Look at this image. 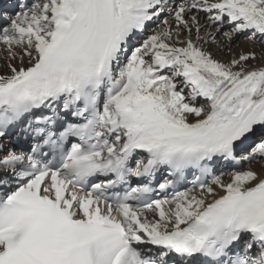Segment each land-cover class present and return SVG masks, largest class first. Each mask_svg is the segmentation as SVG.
<instances>
[{
    "label": "snow or ice",
    "instance_id": "1",
    "mask_svg": "<svg viewBox=\"0 0 264 264\" xmlns=\"http://www.w3.org/2000/svg\"><path fill=\"white\" fill-rule=\"evenodd\" d=\"M0 264H264V0H0Z\"/></svg>",
    "mask_w": 264,
    "mask_h": 264
},
{
    "label": "bare ground",
    "instance_id": "2",
    "mask_svg": "<svg viewBox=\"0 0 264 264\" xmlns=\"http://www.w3.org/2000/svg\"><path fill=\"white\" fill-rule=\"evenodd\" d=\"M238 46V47H237ZM233 47L237 50V51H239L241 48H246V47H250V45H248L247 44V42L246 41H244L243 39H242V41L241 42H235L234 43V45H233ZM213 52H216V49H215V47H213ZM257 51L259 52V48L257 47ZM216 55L218 56V57H220V58H224L223 57V54H221V53H219V52H216Z\"/></svg>",
    "mask_w": 264,
    "mask_h": 264
},
{
    "label": "rangeland",
    "instance_id": "3",
    "mask_svg": "<svg viewBox=\"0 0 264 264\" xmlns=\"http://www.w3.org/2000/svg\"><path fill=\"white\" fill-rule=\"evenodd\" d=\"M237 41H238V42H241V41H242V38H241V39H238ZM237 41H236V42H237Z\"/></svg>",
    "mask_w": 264,
    "mask_h": 264
}]
</instances>
